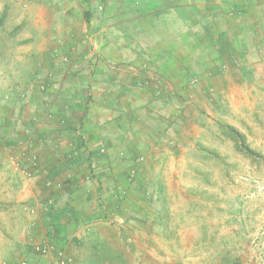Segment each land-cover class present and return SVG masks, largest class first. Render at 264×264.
<instances>
[{"label": "rangeland", "instance_id": "374dc122", "mask_svg": "<svg viewBox=\"0 0 264 264\" xmlns=\"http://www.w3.org/2000/svg\"><path fill=\"white\" fill-rule=\"evenodd\" d=\"M76 7V0H0V264L53 262L34 243L33 253L28 248L40 233L31 224L53 205L31 181L41 118L33 107L54 78L53 54L42 53L48 46L74 43L67 45L72 52L53 56L56 66L89 57L82 30L68 32L59 17ZM195 18L192 31L177 26L174 34L148 37L152 46L140 50L146 65L135 71L153 78L155 102L167 99L160 107L173 114L153 162L139 160L150 223L133 226L146 235L134 246L140 264H264V32L232 46L206 31L209 17ZM226 34L231 40L236 33ZM155 38L162 47L153 46ZM24 113L33 135L21 134L25 126L16 119ZM55 240L38 244L59 250Z\"/></svg>", "mask_w": 264, "mask_h": 264}, {"label": "crops", "instance_id": "0c3cea01", "mask_svg": "<svg viewBox=\"0 0 264 264\" xmlns=\"http://www.w3.org/2000/svg\"><path fill=\"white\" fill-rule=\"evenodd\" d=\"M88 1L76 0L77 7L59 17L68 32L82 30L80 41L83 38L89 57L70 56L56 66L53 56L72 52L73 42L42 52L46 57L53 54L55 72L50 89L33 107L41 118L33 131L40 140L38 171L31 181L42 186L44 200L53 205L31 224L40 233L34 242L29 237L28 248L32 252V243L55 237L72 264H140L141 252L134 243L146 235L133 226L150 221L143 216L139 160L153 162L152 149L168 139L173 114L169 105L166 111L161 108L167 99L162 106L155 102L160 92L153 78L139 74L146 65L141 47L152 46L150 36L174 34L177 26L192 31L195 17L202 16L210 18L202 25L216 33V40L237 46L240 39L264 32V0ZM240 18L248 24L240 25ZM114 29L118 41L111 39ZM226 33L236 34L229 40ZM152 43L162 47L165 42L155 38ZM16 120L25 126L21 134L33 135L32 129L27 131V114ZM52 212L56 218H51ZM105 217L107 221H101ZM40 261L50 262L42 257Z\"/></svg>", "mask_w": 264, "mask_h": 264}, {"label": "built area", "instance_id": "2783aa9c", "mask_svg": "<svg viewBox=\"0 0 264 264\" xmlns=\"http://www.w3.org/2000/svg\"><path fill=\"white\" fill-rule=\"evenodd\" d=\"M33 249L44 257L52 258L53 260L52 264H70L72 262V259L68 255H65L63 252L56 250L53 245L50 244L42 245V244L34 243ZM20 264H27V263L21 261Z\"/></svg>", "mask_w": 264, "mask_h": 264}, {"label": "trees", "instance_id": "16d2710c", "mask_svg": "<svg viewBox=\"0 0 264 264\" xmlns=\"http://www.w3.org/2000/svg\"><path fill=\"white\" fill-rule=\"evenodd\" d=\"M89 1H90V0H89ZM89 1H88V2H89ZM92 2H94V1H92ZM102 2H103V0H99V2H98V0H97V2H96V3H102ZM92 7H93V6H92ZM96 7H99V6H98V4H96ZM96 7H95V9H96ZM139 187L141 188V186H139ZM51 215H52V216H51V218H56V217H55V213H54V212H52V214H51Z\"/></svg>", "mask_w": 264, "mask_h": 264}]
</instances>
